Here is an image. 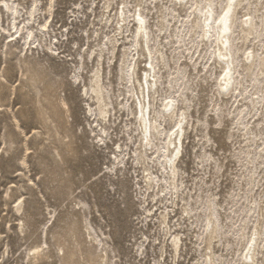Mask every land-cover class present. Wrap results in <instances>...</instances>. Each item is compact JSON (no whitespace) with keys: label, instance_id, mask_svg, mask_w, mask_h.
I'll list each match as a JSON object with an SVG mask.
<instances>
[{"label":"rangeland","instance_id":"374dc122","mask_svg":"<svg viewBox=\"0 0 264 264\" xmlns=\"http://www.w3.org/2000/svg\"><path fill=\"white\" fill-rule=\"evenodd\" d=\"M176 1L0 0V264H247L258 234L264 264V75L242 62L264 53V27L238 53L229 94L195 0ZM251 4L264 16V0ZM140 10L157 71L152 147L128 75L150 64ZM169 102L186 116L175 176Z\"/></svg>","mask_w":264,"mask_h":264},{"label":"bare ground","instance_id":"6f19581e","mask_svg":"<svg viewBox=\"0 0 264 264\" xmlns=\"http://www.w3.org/2000/svg\"><path fill=\"white\" fill-rule=\"evenodd\" d=\"M192 1L193 0H177L176 2L180 6H183L184 4L188 5ZM244 3H247V13L238 21V10ZM192 5L194 6L193 14L196 18L195 27L200 31L199 34H201L203 41H206L207 44L215 48V58L222 65L221 88L229 92V94H232L238 89L237 79L235 78L239 61L238 53L243 51L244 45L250 37L252 38V36H255L257 38L260 36L264 27V16L260 17L259 10L252 11L251 0H225V5L220 13H218L217 6H215L213 0H195ZM121 17L123 18L122 21L125 22V11H123ZM134 21H136L135 25L137 26L136 37L138 47L150 58V64L147 66L148 69L145 68V74L141 75L139 78L136 77L135 72L137 63L133 67V70H131L132 64H130L128 75H131L134 79V83L140 86V95L142 98L141 96L137 97L136 114L142 125L144 133L143 141H146L144 144H146L147 147H152L154 139L161 133L157 118L152 114L151 110L152 92L154 87H157V71L154 54L151 50L152 46H150L151 38L149 27L141 10L138 14H135ZM260 22L261 24H259ZM236 33L237 37H235ZM239 44H243V46L240 48L237 47ZM242 62L245 71L249 72L254 68H259L261 75H264V53L258 57L256 52L248 50L244 54ZM146 63H148V59ZM130 71H132V74H130ZM122 72L124 75L126 74L125 69H123ZM95 79L93 92L96 94V98L100 105V112L104 114L105 97L102 90V78L99 72L95 74ZM165 111L167 113L166 115H168L171 120L177 118V130L173 132V134L168 135V149L170 150L171 147L173 149L169 155V167L172 175L175 176L178 168L176 162L179 156V148L183 147V138L185 135V126L183 122L186 120V116L185 111H181V116L177 114V106L173 102H169L165 106L163 114ZM175 153L176 155L174 156ZM210 232V237L213 238L217 232V227L212 225ZM259 241L258 234L255 238L250 240L249 246L247 245L249 247L247 248L248 251L245 257L247 264H256Z\"/></svg>","mask_w":264,"mask_h":264},{"label":"snow or ice","instance_id":"6c2138e0","mask_svg":"<svg viewBox=\"0 0 264 264\" xmlns=\"http://www.w3.org/2000/svg\"><path fill=\"white\" fill-rule=\"evenodd\" d=\"M6 6V5H5Z\"/></svg>","mask_w":264,"mask_h":264}]
</instances>
